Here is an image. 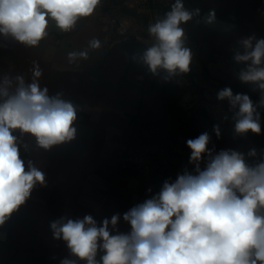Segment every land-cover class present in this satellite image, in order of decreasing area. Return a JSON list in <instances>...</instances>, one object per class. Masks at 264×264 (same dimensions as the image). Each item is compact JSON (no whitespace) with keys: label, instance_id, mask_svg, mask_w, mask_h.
<instances>
[{"label":"crops","instance_id":"1","mask_svg":"<svg viewBox=\"0 0 264 264\" xmlns=\"http://www.w3.org/2000/svg\"><path fill=\"white\" fill-rule=\"evenodd\" d=\"M181 3L193 14L191 20L179 25L184 30V47L192 55L187 73L177 70L170 74L162 68L152 72L143 57L129 63L122 47L125 41H135L146 51L156 45V37L148 31L149 20L166 19L174 5L153 15L136 11L126 0H100L94 13L78 18L70 31L60 30L50 20L38 47L0 34V84L8 78L12 82L9 91L14 92L16 77L22 76L26 85L31 83L33 69L39 65L41 88L47 87L49 96L62 94V99L77 107L75 138L49 150L37 147L29 134L21 135L18 129L13 132L25 171L31 161L46 174V183L37 184L25 204L0 226V264H61L65 258L86 264L71 255L66 242L53 238L50 225L62 217L75 220L91 215L99 226L103 219L119 214L117 229L130 231L123 214L158 191L154 178L121 168L119 155L128 149H166L172 160V170L166 174L170 183L185 171L197 174L195 164L189 162L187 141L204 132L209 134L207 147L212 156L233 150L242 153L250 166L260 163L264 134H237L239 105L232 107L227 98L218 99L226 83L245 87L244 95L259 113L264 133L260 82L244 83L240 75L211 68L209 61L216 54L230 56L234 49L244 54L241 42L249 37H255L253 47L264 39V0ZM213 12L212 23L229 29L210 25L208 17ZM93 40H98L100 47L93 48ZM70 52H86L87 58L77 56L70 62ZM250 64L233 58V67L240 72L247 71ZM259 67H264V62ZM253 149L256 155L249 156ZM207 162L204 156L199 163L201 171ZM101 255L98 252V261Z\"/></svg>","mask_w":264,"mask_h":264},{"label":"clouds","instance_id":"2","mask_svg":"<svg viewBox=\"0 0 264 264\" xmlns=\"http://www.w3.org/2000/svg\"><path fill=\"white\" fill-rule=\"evenodd\" d=\"M99 3L0 0V34L38 47L50 20L60 30L70 31L78 18L91 16ZM192 15L176 0L166 19L149 26L158 43L144 53L143 60L152 72L158 68L170 74L189 71L192 55L184 47V30L179 25ZM214 19L215 13H210L208 22ZM254 39L241 42L245 52L235 60L251 61L247 71L240 73V80L260 82L258 87L264 91V67H259L264 62V39L253 47ZM90 43L93 48L100 47L98 40ZM77 56L86 59L87 53L70 52L69 61ZM41 76L36 65L31 83L26 85L22 76L16 77L14 92L9 91L12 82L8 78L0 84V226L25 204L37 184L46 183V174L31 161L25 171L14 130L29 134L44 150L76 136L77 107L60 93L49 96L48 88H41L38 82ZM225 98L232 107L239 105L237 134H264L260 115L248 95L233 96L226 87L218 93L219 100ZM260 103L264 106V98ZM215 131L219 137V128ZM209 140L204 132L187 141L189 162L195 164L197 174L185 171L174 183L165 181L158 194L123 214L130 231L117 229L119 214L103 219L99 226L91 215L75 220L62 217L50 225L53 238L66 242L71 255L86 264H264V162L250 166L242 153L233 150L212 156ZM248 155L255 156V150ZM204 156L208 162L201 171L199 163ZM98 252L102 253L99 261ZM61 264H77V260L65 258Z\"/></svg>","mask_w":264,"mask_h":264},{"label":"built area","instance_id":"3","mask_svg":"<svg viewBox=\"0 0 264 264\" xmlns=\"http://www.w3.org/2000/svg\"><path fill=\"white\" fill-rule=\"evenodd\" d=\"M175 0H126V4L136 11H150L154 15L162 8L173 6ZM156 22L154 18H150L149 26ZM121 41V40H119ZM237 55V49H234L230 56L216 54L209 61L210 67L217 70H227L235 77L240 75V71L233 67V58ZM195 81L196 78H195ZM226 88L232 90L233 95L246 94L247 89L242 86H237L233 83H226ZM260 162H264V156ZM119 163L122 169H131L147 178H154L156 172H164L168 174L172 170V160L170 153L161 148L158 152H146L138 149H128L119 155Z\"/></svg>","mask_w":264,"mask_h":264},{"label":"water","instance_id":"4","mask_svg":"<svg viewBox=\"0 0 264 264\" xmlns=\"http://www.w3.org/2000/svg\"><path fill=\"white\" fill-rule=\"evenodd\" d=\"M210 25L214 28L227 30L229 29L228 26L223 24L217 25L216 23H210ZM122 47L126 50L129 55V63H133L134 61L142 58L144 53L146 52L145 48L135 41H125L122 43ZM154 181L157 186L158 193L163 187L164 182L166 181V174L164 172H156L154 174Z\"/></svg>","mask_w":264,"mask_h":264}]
</instances>
